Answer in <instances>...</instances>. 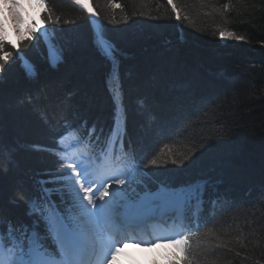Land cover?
Wrapping results in <instances>:
<instances>
[{
    "label": "trees",
    "instance_id": "1",
    "mask_svg": "<svg viewBox=\"0 0 264 264\" xmlns=\"http://www.w3.org/2000/svg\"><path fill=\"white\" fill-rule=\"evenodd\" d=\"M92 3L117 49L126 149L141 154L150 147L147 107L158 125H179L184 132V139L167 142L177 158L189 152L193 140L201 148L191 161L180 168L169 164L156 179L178 185L211 178L216 185L209 195L221 197L216 207L227 204L208 225L212 234L203 235L207 228H202L193 243L199 264H264V0H175L182 17H188L180 21L167 0H116L121 8L115 11L109 0ZM225 4L230 10L221 16ZM50 5L62 19L59 25H47L49 31L64 30L56 33L61 44L73 34L82 42L66 47L57 68L48 65L43 42L38 50L29 46L26 51L39 70L37 81L27 80L18 62H10L0 77V147L11 149V161L0 160V197L6 205L53 167L51 157L31 151L35 142L51 143V136L30 97H43L49 108L63 100L67 114L79 113L105 132L113 123V65L94 48L89 20L70 0H50ZM41 11L42 6L23 37L41 26ZM113 16L118 23H110ZM66 19L75 23L64 24ZM220 30L244 40L221 38ZM12 211L23 214L22 207ZM221 242H230L228 248L215 247ZM173 251L163 247L154 255L135 249L130 264H169Z\"/></svg>",
    "mask_w": 264,
    "mask_h": 264
},
{
    "label": "snow or ice",
    "instance_id": "2",
    "mask_svg": "<svg viewBox=\"0 0 264 264\" xmlns=\"http://www.w3.org/2000/svg\"><path fill=\"white\" fill-rule=\"evenodd\" d=\"M3 2L12 8L20 6L18 0ZM70 2L89 20L94 48L113 65L109 81L115 109L113 123L105 132L79 113L67 114L70 110L63 100L49 108L43 97H30L40 124L51 136V143L35 142L31 151L51 157L53 167L37 176L30 189L21 188L7 205L0 197V264H122L124 258H134L127 251L130 248L157 247L174 249L168 255L169 264H199V252L193 243L202 228H207L203 235L212 234L208 225L227 204L216 207L221 197L209 195L216 185L211 178L176 185L156 177L160 171H167L169 164L182 167L201 148L193 140L189 152L177 158L167 142L184 139V132L179 125L171 129L158 125L155 115L145 107V127L153 136L151 145L141 154L126 149L127 113L118 83L115 43L107 37L92 0ZM37 3L42 6L41 26L29 29L26 38L16 27L15 43L0 19V77L6 66L18 62L27 80L39 79L37 65L26 51L29 46L38 50L43 42L51 68L64 62L66 47L80 46L77 34L61 44L56 33L64 30L53 28L50 32L47 25H59L62 17L50 0ZM109 4L114 11L121 8L116 0H109ZM167 5L175 20H188L186 15L182 17L175 0H167ZM229 10L230 4H225L221 16ZM18 19L19 13L13 16L14 24ZM123 19L126 22L128 16ZM63 22L75 23L71 19ZM110 23H118L115 16ZM219 36L244 40L227 30H220ZM34 54L44 55L40 51ZM4 159L11 161V149L0 147V160ZM21 207L23 214L15 215L12 209ZM229 243L215 247L228 248Z\"/></svg>",
    "mask_w": 264,
    "mask_h": 264
},
{
    "label": "rangeland",
    "instance_id": "3",
    "mask_svg": "<svg viewBox=\"0 0 264 264\" xmlns=\"http://www.w3.org/2000/svg\"><path fill=\"white\" fill-rule=\"evenodd\" d=\"M19 7L12 8L10 4H5L0 0V19L4 21V27L7 29V35L11 40H17L18 35L16 27L19 28V35L24 36L26 28L32 21L37 19L38 13L41 10V5L37 0H18ZM19 13V19L14 24L13 16ZM161 247L149 249L152 254H158ZM122 264H127V261H122Z\"/></svg>",
    "mask_w": 264,
    "mask_h": 264
}]
</instances>
